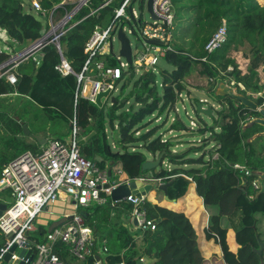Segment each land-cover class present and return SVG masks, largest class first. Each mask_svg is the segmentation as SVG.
Segmentation results:
<instances>
[{
  "label": "trees",
  "instance_id": "1",
  "mask_svg": "<svg viewBox=\"0 0 264 264\" xmlns=\"http://www.w3.org/2000/svg\"><path fill=\"white\" fill-rule=\"evenodd\" d=\"M34 1H39L45 10L52 11L63 0H0V27L22 48L30 46L48 30V16H37L31 9ZM123 1L115 0L95 16L81 22L63 38V50L76 73L81 72L87 60L85 46L96 25H108L113 19V10ZM105 2L107 0H92L89 8L95 11ZM173 7L176 14L174 35L177 32L193 33L192 48L196 47L195 43H201V49L189 53L175 46L173 41L175 52H169L164 58L172 67L171 71L159 69L157 66L155 70L144 71L137 80L134 71L125 75L120 89L124 100L120 102L116 99L117 103L113 108L118 109L129 104L130 100L134 104L117 117V150L120 152L112 154L107 142L105 150L110 152L111 159L121 161L131 180L148 174L142 173L146 157L139 149H145L154 158L164 153L161 170H153L152 178L163 179L170 185L167 193L171 200H178L186 195L190 182L185 176L191 177L196 183L198 195L204 198L208 206L217 207L221 202L224 214L228 197L235 193V215H238V221L234 222L235 238L237 244L245 245L250 236L249 232L252 231L251 226L255 223L252 214L259 208L248 202L243 188L240 187L242 179L229 163L236 165L249 157L244 148L250 135L249 129L243 132L248 110L230 97H217L221 100V110H213L216 115L212 116L213 127L208 126L197 112L195 121L199 125L198 129L192 132H189L190 121L186 124L179 118L173 123L169 130L202 136L209 133L208 138L199 140L198 147L193 148L201 151V156L196 159L188 158L186 152H174L170 140L164 142V134L160 131L167 125L169 116L175 112L180 95H191L187 79L199 70L201 75L210 80L208 92L214 96L221 72L225 74L222 79L234 78L243 84L246 91L240 93L244 95L248 92H264L259 73L260 69L264 72V5L260 4L259 0H173ZM89 8L79 13L76 22L91 12ZM66 11L67 8L57 9L56 19L62 18ZM101 13L108 14L110 19L104 21V17L100 18ZM224 21L228 28L227 42L221 49L208 55L205 45ZM233 52H242L244 58L249 61L247 74L242 73L236 59L231 57ZM43 54L39 67L32 60H28L16 69L19 79L16 86L10 85L5 78L0 79V173L7 164L23 153H40L41 146L35 137L43 136L49 140L48 132L51 131L52 124H48L56 119L62 118L69 124L71 135L72 120L75 116L82 131L80 136L86 137L97 128L99 133L95 138L102 132L97 121L102 115L100 108L84 99H79L76 105L77 78L73 75L62 77L56 71L59 56L53 47L45 49ZM204 58L207 62L202 60ZM9 59V55L0 53V66ZM99 61L104 60L101 58ZM105 61L108 66L117 65L112 57L106 58ZM229 68H232V71H228ZM158 72L161 75L160 82L156 79ZM130 87L132 88L128 91ZM200 101L193 102V107ZM256 101L262 105L264 97ZM136 107L139 108L135 110ZM159 119L161 123L158 126L149 128ZM115 121L116 116L110 122L113 128ZM24 126H28L29 136H25ZM218 127L220 133H217ZM52 135L51 140L64 142L67 138L53 133ZM28 138H34V142L28 141ZM211 144L216 145L211 152L218 154V160L214 164L211 160L205 162L208 155L205 149ZM165 162L173 166L172 170L169 169V164L167 169L163 168ZM0 202L11 206L13 201L10 193H1ZM143 208L148 219L156 222L155 231L131 232L132 206L125 201L115 203L110 200L103 206L92 205L83 213L85 224L93 229L96 237V257L79 261L70 254L69 247L61 243L56 246L55 253L71 264H95L97 257L108 264H137L144 257L153 264H205L198 247L196 231L185 214L153 205L148 200ZM224 214L211 217L207 237H218L228 264H254L252 257L248 259L246 256V250L243 249L236 256L230 251L228 232L222 227Z\"/></svg>",
  "mask_w": 264,
  "mask_h": 264
},
{
  "label": "built area",
  "instance_id": "2",
  "mask_svg": "<svg viewBox=\"0 0 264 264\" xmlns=\"http://www.w3.org/2000/svg\"><path fill=\"white\" fill-rule=\"evenodd\" d=\"M114 1L107 0L97 10L77 22L76 17L83 9L91 6L92 0H63L52 11L45 10L39 1H34L31 6L33 13L37 16L40 14L48 16L47 33L30 46L22 48L18 46L17 41L10 38L6 30L0 27V53L10 56L9 61L0 66V79L5 78L10 85L16 86L19 80L16 69L28 60H32L39 67L42 61L40 55L45 49L53 47L59 56L56 71L62 77L73 75L77 78L76 105L79 99L97 105L101 93L109 92L106 102L115 92L120 91L119 85L125 80V75H130L134 67L137 68L136 72L155 70L160 58L164 59L169 52H175L172 44L176 27L173 0L154 1L155 19H152V23H145L143 17L134 9L135 3L139 0L135 3L134 0H124L113 10V19L108 25H96L85 46L84 53L87 55V60L80 73L74 71L72 62L63 50V38L81 22L95 16ZM140 1L143 4V0ZM63 8H67L65 15L59 20L56 19L55 11ZM120 31L125 37L135 36L139 41V46L134 49L128 39L132 50V65L120 55V52L118 54L114 52V42L119 40ZM227 39L228 28L224 21L205 45L206 53L210 55L221 49ZM108 57H112L117 65L108 66L105 61ZM101 58L104 61H99ZM202 60L207 62L206 58ZM228 71H232V68ZM222 82L233 91L235 87L241 92L246 91L244 85L234 78ZM179 99L182 102L191 100L186 93L180 95ZM200 103L208 104L205 100H201ZM181 110L190 120V129L192 131L198 129L197 121L187 111L186 106L177 107L174 115L179 114ZM194 112L196 113V110L193 114ZM72 125L73 133L68 140L64 142L51 140L48 146L37 154L31 151L23 153L7 164L0 173V194L9 192L13 201L0 217V237L5 240L3 245L0 244V264L4 263L6 255L14 246H17V249L12 253L10 262L12 264L19 260V254L27 243L37 251V254L33 261L27 259L26 264H71L55 253L59 243L68 246L70 254L79 261L96 257V237L93 229L85 224L80 210L92 205L103 206L108 201H112L113 191L119 183L110 179L106 168H100L95 161L83 157L76 116L72 120ZM234 169L249 174L239 164L234 165ZM140 180L146 184L164 182L163 179L140 178ZM251 187L255 191L258 189L257 180L252 181ZM61 198L71 200L76 212L67 217L72 216V219L48 233L43 243L34 244L28 241L25 234L34 231L33 223L38 215L50 205H55ZM145 201L144 196L130 195L125 199V202L133 208L131 218L136 223V228L140 231H155L157 224L154 220L148 219L147 212L143 208ZM24 260L25 258L21 259ZM95 264L108 263L100 259Z\"/></svg>",
  "mask_w": 264,
  "mask_h": 264
},
{
  "label": "rangeland",
  "instance_id": "3",
  "mask_svg": "<svg viewBox=\"0 0 264 264\" xmlns=\"http://www.w3.org/2000/svg\"><path fill=\"white\" fill-rule=\"evenodd\" d=\"M145 1V0H143ZM260 4L264 5V0H259ZM89 8V7H87ZM90 11H94L93 8H89ZM134 9L138 12L139 15H141L143 17V20L145 23H152V17L151 15L147 12V8H146V4H142V2L139 0L135 3L134 5ZM104 17V21H108L110 19V16H108V14L105 13H101L100 18ZM192 38H193V33H175V35L173 36V41L175 42V46H177L178 48H181L183 50L190 52H195L197 50L201 49V43H195L196 47L192 48ZM128 39L130 40L131 44L133 45V48L136 49L137 46H139V41L137 40V38L135 36H131L128 35ZM120 48H121V43L119 42V40L117 39V41L114 42V52L115 54H118L120 52ZM243 56L242 52H233L231 53V57H233L234 59H236V61L238 62V57L240 58V62H238L239 65V69L242 71L243 74H247L248 72V65H249V61L246 60ZM243 59H242V58ZM246 61V62H245ZM158 68L162 69V70H167V71H171L172 67L169 66L166 62L165 59L160 58L159 59V63H158ZM137 68L134 67V69H132V71L135 72V80H137L142 74L143 72L140 70L139 72H136ZM127 71H129V69H127ZM247 71V72H246ZM260 76H261V80L262 83L264 84V72L262 69L259 70ZM224 75V72H221L220 77L218 78L217 83L222 82V81H226V79H222V76ZM156 79L158 80V82L161 81V75L159 74V72L156 75ZM209 79L203 75L200 74V70L197 73H194L189 79H187V84H188V88L189 91L191 92V100L186 101L185 105H186V109L189 113H191L193 119L195 118V120H197V117H195V112L193 114V102H196L197 100H205L208 104L204 105V107L207 106H211L213 107V110L218 111L219 110V100L217 97L214 96L213 93H209L208 92V87H209ZM123 83L119 85V90L121 89ZM132 87H130L128 89V91L131 90ZM234 90L236 92H240L241 90L237 87L234 88ZM264 92H262L261 94H253V93H246L248 95L253 96L254 98L259 97V95H263ZM187 96H189L187 94ZM111 97H114L116 99H118L120 102H122L124 99L121 97V93L119 92H115ZM249 97V96H248ZM134 104V102L132 100H130L129 104H126L124 106H120L118 107V109H114L112 105V101L111 98L104 103V105L100 108V117L97 118V121L101 127V133L95 138V136L85 142L84 144L81 145L82 148V155L83 157L90 159L92 161L97 162L98 164L101 162L104 163H112L113 162V171H114V182L120 183L122 182L126 176L127 173L124 171L123 169V164L121 163L120 160H116V159H111L112 155H110V152H108L107 150H105V143L107 142L110 149H111V153L112 154H118L120 151L117 150V141H118V121H117V117H119L122 113L128 111L131 106ZM139 107H136L135 110H137ZM180 108H182V106L180 105ZM180 115L182 117V119L185 121L186 124H189L188 118H186L184 116V111L181 110ZM215 115V112H214ZM213 115V116H214ZM116 116V121H115V128H113L111 126V120L114 118L115 119ZM216 116V115H215ZM94 119V118H93ZM202 120L210 127L214 126V120L212 117H208L206 115H202ZM50 122V121H49ZM52 124V125H51ZM51 125V131L48 132V143L45 145L46 147L48 146L49 142L51 141V139L53 138V134L58 135V136H62V138H66V140H68L70 138V126L69 124L62 118L60 119H56L53 122H50V124H48V126ZM159 123H153L150 125L149 128H153L155 126H158ZM61 129V131H60ZM98 129V128H97ZM80 133L82 132L81 129L79 131ZM221 131L219 130V127L217 129V133H220ZM98 134V133H97ZM90 135V134H89ZM88 135V136H89ZM168 136V140H170L171 144H172V148L176 149L177 152H186V154L188 155V158L191 159H196L199 157L200 154V150H196L193 149L194 147H198V141L199 140H203L205 137H209V133H207L205 136H202L200 134H194V133H179L177 136V138L175 139L173 135H169L167 133ZM87 137V136H86ZM106 139V140H105ZM28 141L32 142L34 141V138H28ZM178 146V147H176ZM245 146V145H244ZM250 146V145H249ZM210 147V145L208 146V148ZM247 151V146L244 147ZM264 149V139H258L257 141H255L254 143H252L251 145V150L253 151V154L255 155H259L260 153H262V150ZM139 151L144 154V156L146 157V160L149 159V154L145 149L141 148L139 149ZM198 151V155L197 152ZM248 153V151H247ZM151 157H153L151 155ZM209 160V157L205 158V162ZM168 162H165V164H167ZM230 167L233 168L234 170V164L229 163ZM239 165L243 166V167H247V162L246 160H241L239 163ZM109 165V164H108ZM100 168H102L103 165L99 164ZM168 166V164H167ZM167 166L164 165L163 168L167 169ZM121 169H123V174L121 175H117V172H119ZM161 170V167L158 168V171ZM235 171V170H234ZM252 193H255V190L253 189ZM148 197V201L151 203L152 201H155L156 199L163 197V194L160 190L158 189H154L151 191V193H149ZM60 201V200H59ZM64 203V204H63ZM61 203V206L63 209H65V212L67 214H74L76 212V210L74 209V206L71 204V200L69 198L66 199L65 202ZM56 205H60V204H56ZM55 205H50L49 206V210L47 212L43 211L41 214L38 215L37 219L34 221L33 223V227L35 229H40L37 230V232H27L25 234V238L34 243V244H40L42 243L44 240H46L47 237V232L49 230V223L52 222L56 217L51 216L50 215V211H52V209L54 208ZM84 211V210H80ZM211 211V210H210ZM228 225V224H227ZM40 231V232H39ZM42 232V234H41ZM5 242V240L0 237V244L3 245ZM215 264H226V261L224 258H222L221 256H218L214 259ZM73 264H81L79 262H75Z\"/></svg>",
  "mask_w": 264,
  "mask_h": 264
},
{
  "label": "crops",
  "instance_id": "4",
  "mask_svg": "<svg viewBox=\"0 0 264 264\" xmlns=\"http://www.w3.org/2000/svg\"><path fill=\"white\" fill-rule=\"evenodd\" d=\"M239 60H240V58L238 57V62H240ZM186 94H188V93H186ZM186 101H188V100H185L184 102H182L179 99V103H178L177 107H180V105L181 106H183V105L186 106L185 105ZM106 102H104V103H106ZM104 103H103V105H104ZM195 108H196V106H195ZM195 108L193 107V111H195ZM219 110H221L220 104H219ZM213 115H214V111H213ZM184 116L186 117V115H184ZM195 117H196V113H195ZM179 118L182 119L180 113L176 114V115H174V113H173L172 115L169 116V120L167 122V125L160 131V133L164 134L163 135V141L164 142L168 141L167 133L169 135H173L175 139L178 137L177 135L179 133H186V132H176L174 130L173 131L169 130L170 126L173 123H176ZM173 119H175V121H173ZM157 122L160 124L161 123V119H159ZM189 132H192V130L191 131L189 130ZM189 132H187V133H189ZM41 137H43V136H41ZM82 138L85 139L86 137H82ZM32 142H34V141H32ZM39 143H40V146H41V149H40V151H41L45 147V145L48 143V140H46V143L43 142V140H41ZM215 146H216L215 144H211L209 148L207 147L205 149L206 150L205 152L208 154L207 157H209V160H211L212 164H214V162L218 160V154H216L214 152H211V150ZM176 147H178V146H176ZM173 151L177 152L176 149H173ZM200 154H199V156H201ZM158 157L154 158V157H151V154H149V159H147V160L148 161H152V160L157 159ZM209 160H207V161H209ZM99 164L103 165L102 167L106 168L108 171L111 168L112 169V177L113 178L115 177L114 171H113V162L112 163H108L109 165L107 163H104V162H101ZM163 164L167 166V164H169V163H167V164L163 163ZM172 168H173V166L170 165L169 169L172 170ZM185 169H189V168L185 167ZM155 170L158 171V168L155 169ZM121 174H123V169H121L119 172H117L118 176L121 175ZM152 175H153V173H152V171H150V172H148L147 175H144L141 178L153 179ZM185 178L190 182V184H189V187H188V191H187L186 195H184V197H182V198H180L178 200H171L169 198V196H168V193L166 195L163 191L160 190L162 192V194H163V197H160V198L156 199L155 201H152L151 203L153 205H159L161 207L167 208V209L172 210L174 212L185 214V216L190 220V222L192 223V225H193V227H194V229L196 231V234H197V237H198V239H197L198 247L200 249L202 257L204 258L205 264H215L214 259L216 257H218V256H221L222 258H224V252H223L222 246L220 245V243L218 241V237L209 239L207 237V234L209 233V230H210V227H211V224H210L211 217L213 215L218 216V215L224 214V212L222 211V206L223 205L220 202V204L217 207L208 206L206 204L204 198H202V197H200L198 195V193H197V185L192 180V178L188 177V176H185ZM130 180L131 179L129 178V175L127 174L126 178L120 183H124V182L130 181ZM147 184H150V183H147ZM153 184H157L158 186H160V185L167 184V183H165V181H164L162 183H153ZM167 197H168L169 200H167ZM66 199L67 198H61L60 201L56 203V204H60V205H56L55 204V206L52 209V211H50V215L54 216L56 218L52 222H50L48 224L49 227L54 222H57V221L61 220L62 218L67 217L68 215H70V214H67L65 212V209H63L62 206H61V203L65 202ZM146 200H148V197H146ZM236 205H237V196H236V194L235 193L232 194V195L230 194V196L227 199V208L225 209V214H224L225 217H223V219H222V227L224 229H227V232H228L229 249L235 256L237 255L236 254L237 248H239L241 246V244H237L236 243V238H235V233L236 232H235V223L234 222L238 221V215L237 216L235 215V211L237 210V208H236L237 206ZM48 210H49V207L46 210H44V211L47 212ZM82 210H85V209H82ZM82 213H84V211H81V214ZM130 219H131V222H132V224L130 226V231L134 232V233L138 232L139 229L136 228V225L132 221V218H130ZM37 230L38 229L34 228V231H32V232H37ZM136 240L138 241V239H136ZM246 256H248V259L251 257V255L247 254V253H246ZM142 259H143V262H141V259H140L137 264H153V262L151 260H149V259H147L145 257L142 258ZM226 264H228L227 261H226Z\"/></svg>",
  "mask_w": 264,
  "mask_h": 264
},
{
  "label": "water",
  "instance_id": "5",
  "mask_svg": "<svg viewBox=\"0 0 264 264\" xmlns=\"http://www.w3.org/2000/svg\"><path fill=\"white\" fill-rule=\"evenodd\" d=\"M136 1L137 0H134V3ZM145 1H146L147 12L151 15L152 19H155V16L153 15V4H154L155 0H145ZM119 40L121 43L120 55L124 59H126V61L130 65H132V50L130 47V43H129L128 38L124 36L122 31L119 32ZM154 43H156V42H154ZM43 57H44V54H41L39 58L42 59ZM215 96L216 97H223V98L230 97L233 100L241 103L246 109H251L254 111H257L259 109L258 104H256L253 100L249 99V97L247 95L233 91L224 82H220L217 85L216 90H215ZM108 97H109V92L101 93L98 97V100H97V106L102 107L103 103L105 102V99ZM111 101H112V105H115L117 103L116 98H114V97H111ZM124 103L125 102H123V104ZM196 112L200 116H202V115H206L208 117L213 116L212 107L211 106L204 107V105L202 103H198L196 105ZM254 125L264 127V107L259 110V118L253 119L250 123H248V124L245 123L243 125V132H245L248 129H251ZM97 133H99V129H95L85 139L80 137L79 138L80 144L82 145L85 142L91 140L94 136L97 135ZM24 134L26 136L30 135V131L28 129V126H24ZM258 137H264V133L254 136L248 142L251 143ZM35 138L39 142L41 140H43V142L46 143V139H44L41 136H36ZM163 159H164V153H162L155 160L145 161L143 166H142V173L144 174L146 172H150V171H153V170L159 168L162 165ZM108 174H109L110 179L113 180L114 178L112 177V169L111 168L109 169ZM249 177L250 178H252V177L253 178H261L264 181V174H261L259 172H255V173H253L252 176L251 175H245V177H243V179L241 181V187H243L248 182ZM140 178L133 179L130 181H126L124 183H119L118 187L113 191L112 201L113 202L125 201V199L130 195H134L137 197H141V196L147 197L149 195V193L154 189H159L167 195V189L170 186L169 184H163L160 186H158L157 184H146L143 181H141ZM167 200H169L168 197H167ZM7 208H8V206L6 204L0 202V217H2L3 213L7 210ZM82 216H83V213H82ZM70 219H72V216L64 217L61 220L54 222L50 226L48 233H51L54 229L61 227L63 224H65ZM16 249H17V246H14L11 249V252L6 255V257L4 259V262L6 264H11V262H10L11 255H12V253H14L16 251ZM36 254H37V251L34 250L30 244L27 243L24 245V249H22L20 254H19L20 259L15 261L12 264H26L25 261L27 259H29L30 261H33ZM258 254L260 255V251L258 252ZM23 258H25V260L21 261V259H23ZM97 260H100V258L97 257Z\"/></svg>",
  "mask_w": 264,
  "mask_h": 264
},
{
  "label": "flooded vegetation",
  "instance_id": "6",
  "mask_svg": "<svg viewBox=\"0 0 264 264\" xmlns=\"http://www.w3.org/2000/svg\"><path fill=\"white\" fill-rule=\"evenodd\" d=\"M261 94V93H259ZM247 96H250L247 94ZM263 95H259V97L254 98L253 96L249 97V99L253 100L256 104L258 98H263ZM259 109L257 111L247 109V119L245 120V123H250L253 119L259 118V110L264 107V104L259 105ZM248 133H250L248 139H246L245 146H247V151L249 154L247 162V167H244L248 171V175H253L255 172H259L261 174H264V149L262 150V153H260L258 156L253 154V151L251 150V145L258 139L262 140L264 137H258L253 142L249 143L248 141L252 139L256 135H260L264 133V127H260L258 125H254L251 129H249ZM250 145V146H249ZM235 170V169H234ZM237 174L240 175L241 179L245 177V173H243L241 170H235ZM253 180H257V187L258 189L253 194V188L251 187V183ZM241 187V183H240ZM243 188V193L248 199V202L252 205H257L259 210L255 211L252 214L254 224L251 226L252 231L249 232V238L246 241L245 245H241L239 248H237L236 254L239 255V253L244 249L246 250L247 254H250L253 263L257 264H264V181L261 178H248V182L241 187ZM260 251V255L258 252ZM255 259V260H254Z\"/></svg>",
  "mask_w": 264,
  "mask_h": 264
},
{
  "label": "clouds",
  "instance_id": "7",
  "mask_svg": "<svg viewBox=\"0 0 264 264\" xmlns=\"http://www.w3.org/2000/svg\"><path fill=\"white\" fill-rule=\"evenodd\" d=\"M238 93H240V92H238ZM195 110H196V108H195Z\"/></svg>",
  "mask_w": 264,
  "mask_h": 264
}]
</instances>
